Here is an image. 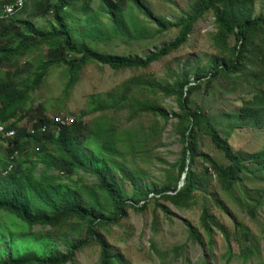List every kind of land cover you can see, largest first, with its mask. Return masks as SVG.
<instances>
[{
    "label": "trees",
    "instance_id": "trees-1",
    "mask_svg": "<svg viewBox=\"0 0 264 264\" xmlns=\"http://www.w3.org/2000/svg\"><path fill=\"white\" fill-rule=\"evenodd\" d=\"M82 1L85 19L79 29H72L66 23L67 9L76 5L73 0L57 3L30 0L34 4L31 17L51 14L48 29H40L23 17L27 15L28 4L11 18L3 17L0 9V125H5L6 131H16L14 137L0 133V225L7 226L12 233L7 237L3 230L0 235V264H78L77 252L96 243L100 246V264H125L113 253L100 231L101 227L120 223L128 208L143 211L152 198H161L178 208L191 209L200 190L210 181V170L223 191H232L250 168L243 156L234 152L223 139L203 105H193L191 99L203 84L207 88L216 75L221 74L226 79L244 75L251 79L248 94H254L241 99L238 118L243 126L240 127H264V48L259 44L264 38L261 36L264 15L253 17L247 0H199L189 16L176 22L154 16L142 0H99L97 9H91V0ZM6 3L11 4L12 0L0 2L1 5ZM136 11L148 20L139 18ZM208 12H213L215 18V46L226 56L214 68L204 72L185 69L165 85L147 77L148 74L136 73L117 89L92 94L88 109L73 117L74 121L69 124L55 120L64 113L54 115L46 106L36 108L31 104L32 93L42 84L50 67H65L68 80L63 95L69 96L86 64L97 62L114 69L148 68L185 44ZM101 18H106L107 22ZM149 22L156 27L152 32L154 36L172 27L179 28V35L145 56L110 54L89 42L130 35L131 30L135 31V38H139L149 31L146 27ZM231 34L234 43L228 45L227 38ZM30 55L37 59L33 57L30 61L27 58ZM21 59L26 62L22 63ZM250 66L255 71L249 74ZM165 97H173L179 107V112L174 113L178 118L175 131L183 146L173 165L177 173L169 175L163 188L152 191L121 168L119 170L133 186V192L128 195L114 178V170L120 164L118 159H127V156L135 159L146 154L151 145L156 147L154 133L161 132L162 125L156 120L147 127L119 128L111 122L108 111L128 108L130 118L155 115L166 122L169 113L161 103ZM96 112L101 114L92 122L85 120L87 115ZM28 117L35 133L24 126ZM200 133L208 136L223 152L227 164H219L201 149ZM250 158V164L264 170V154H252ZM200 161L203 169L198 165ZM80 172L82 175L73 177ZM86 174L94 175L97 181L85 183ZM183 174L186 178L182 185ZM98 191L110 203L109 208L100 204ZM154 219L157 224L158 215ZM201 221L203 230L212 236L213 227L218 224L207 204L203 206ZM62 226H67L76 236L72 241L64 236L65 252L56 249L50 232L32 231L34 227H48L51 231ZM189 232L193 240L203 245L198 228L189 225ZM13 233L32 237L25 242L23 255Z\"/></svg>",
    "mask_w": 264,
    "mask_h": 264
},
{
    "label": "rangeland",
    "instance_id": "rangeland-1",
    "mask_svg": "<svg viewBox=\"0 0 264 264\" xmlns=\"http://www.w3.org/2000/svg\"><path fill=\"white\" fill-rule=\"evenodd\" d=\"M51 1L58 2V0ZM198 1L142 0L143 5L154 16L169 22H176L189 16ZM73 2L76 5L73 9H67L66 23L72 29H79L85 19L81 9L83 1L73 0ZM27 4V15L23 17L40 29H48V21L52 20L51 14L33 18L30 13L34 9V4L30 3V0ZM89 5L91 9H97L100 3L99 0H91ZM246 5L249 10L253 11V17L264 15V0H247ZM136 14H139V18L148 20L143 13L136 11ZM101 20L107 22L106 18H101ZM146 27L149 31L139 38H135V31L131 30L130 35H120L104 41L89 40V42L102 52L123 56H145L175 40L180 31L179 28L172 27L154 36L152 32L156 31L155 25L149 22ZM215 32L214 14L208 12L196 24L185 44L153 62L148 68L114 69L97 62L88 63L69 96L63 95L68 80L65 67H50L42 84L32 93L31 104L36 108L46 106L54 115L69 112L77 118L78 114L88 109V101L92 94L117 89L136 73L148 74L147 77L154 78L165 85L178 78L185 69L191 72L193 70L204 72L206 69H212L226 57L220 54V50L218 51V47L215 46ZM261 36L264 37V33ZM227 39V44L233 45V34ZM260 41H262L259 43L262 45L261 48H264V38ZM42 51L45 53L46 47L42 48ZM33 57L37 59L35 55L27 58L31 61ZM21 62L25 63L26 59H21ZM248 69L249 74L255 71L252 66ZM248 81L251 79L244 75L226 79L218 74L209 82L207 88L203 84L197 89L191 99L193 105H203L223 139L234 152L243 156L250 168L249 172L242 176L241 181L232 191L228 192L221 189L216 176L210 170V181L200 190L196 204L191 209L178 208L170 201L152 198L143 211L130 207L120 223L101 227V237L109 243L113 253L125 264H264V170L248 162L251 159L250 155L264 154V127L261 129L242 128L240 126L243 125L238 118L241 99L251 98L254 94H248ZM161 103L169 113V119L166 122L155 115L130 118L128 108L121 111H108L112 117L111 122L119 128L134 127V125L147 127L156 120L162 125L161 132L154 133L157 136L156 147L150 144L147 153L135 159L130 156H127V159H118L120 164L117 165L118 169L114 170V178L128 195L133 192V186L119 170L121 168L131 176L135 175L152 191L163 188L169 175L177 173V168L173 165L179 159L183 146L180 135L175 131L178 118L174 113L179 112V107L173 97H165ZM100 114L101 112L89 114L85 120L92 122ZM24 126L31 128L29 117L24 122ZM199 137L203 151L209 153L219 164L228 163L223 152L214 146L208 136L200 133ZM198 165L200 169H203L202 161ZM80 175H82L81 172L74 174L73 177L77 178ZM182 178L183 185L186 177L182 176ZM83 181L92 184L97 181V178L86 174ZM97 198L101 205L110 207V203L101 191L97 192ZM204 204H207L218 224L217 227H213L212 236H208L203 230L201 217ZM155 215H158L157 224L154 219ZM189 225L199 229L203 236V245L191 238ZM21 226L28 227L23 223ZM3 230L7 237L12 236L7 226L0 225V235ZM32 231L40 232V234L50 232L56 249L61 252L67 249L64 236L68 237L69 241H72L75 236L67 226L51 231L48 227H34ZM13 237L19 243L21 255H23L26 251L25 242L31 241L32 237L14 233ZM99 253L100 246L97 243L85 246L77 252L76 261L78 264H100Z\"/></svg>",
    "mask_w": 264,
    "mask_h": 264
},
{
    "label": "built area",
    "instance_id": "built-area-1",
    "mask_svg": "<svg viewBox=\"0 0 264 264\" xmlns=\"http://www.w3.org/2000/svg\"><path fill=\"white\" fill-rule=\"evenodd\" d=\"M29 0H12L11 4H0V9L2 10L3 17L11 18L15 16L17 13H19L21 10L24 9L25 5L28 3ZM55 120L62 124H69L74 121V118L72 115L69 114H63L58 115ZM46 128L43 127V131H45ZM29 131L31 133H35V129L33 127L29 128ZM0 133L4 134L6 137H14L16 135L15 130L6 131L5 125H0Z\"/></svg>",
    "mask_w": 264,
    "mask_h": 264
},
{
    "label": "water",
    "instance_id": "water-1",
    "mask_svg": "<svg viewBox=\"0 0 264 264\" xmlns=\"http://www.w3.org/2000/svg\"><path fill=\"white\" fill-rule=\"evenodd\" d=\"M183 177L185 178L186 177V174H183Z\"/></svg>",
    "mask_w": 264,
    "mask_h": 264
},
{
    "label": "bare ground",
    "instance_id": "bare-ground-1",
    "mask_svg": "<svg viewBox=\"0 0 264 264\" xmlns=\"http://www.w3.org/2000/svg\"><path fill=\"white\" fill-rule=\"evenodd\" d=\"M60 12V11H59Z\"/></svg>",
    "mask_w": 264,
    "mask_h": 264
}]
</instances>
